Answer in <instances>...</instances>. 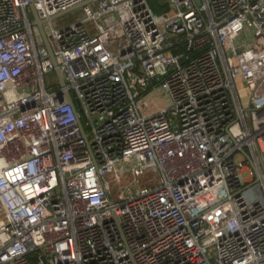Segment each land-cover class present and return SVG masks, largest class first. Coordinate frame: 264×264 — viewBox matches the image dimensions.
I'll use <instances>...</instances> for the list:
<instances>
[{
    "label": "built area",
    "instance_id": "obj_1",
    "mask_svg": "<svg viewBox=\"0 0 264 264\" xmlns=\"http://www.w3.org/2000/svg\"><path fill=\"white\" fill-rule=\"evenodd\" d=\"M81 1L0 0V264H264V0Z\"/></svg>",
    "mask_w": 264,
    "mask_h": 264
},
{
    "label": "water",
    "instance_id": "obj_2",
    "mask_svg": "<svg viewBox=\"0 0 264 264\" xmlns=\"http://www.w3.org/2000/svg\"><path fill=\"white\" fill-rule=\"evenodd\" d=\"M92 1H93V0H83V1L79 2L78 4H76L75 6H73L72 8L63 11V12L57 14V15L54 16V17H59V16H62V15H64V14L68 13V12H71V11H73V10L79 9V8H81L83 5H85V4H87V3H90V2H92ZM30 10H31V14H32V17H33V24H34L35 26H37V28H38V30H39V32H40V34H41V37H42V39H43V41H44V43H45V45H46V47H47V49H48V51H49V54H50L51 58L54 59V58H53L52 51H51V48H50V45H49V42H48V38H47V35H46V32H45V29H44V23H45L46 21H45V20H42V19H39L38 15H37V13H36V10H35V8H34V6H33L32 4H30ZM54 17H53V18H54ZM56 73H57V75H58V77H59V81H60V83H61L62 85H64L63 77H62V75H61V73H60V71H59L58 69H56ZM67 97H68V99H69V101H70V100H71V99H70V96L67 95ZM246 155H247V154H246Z\"/></svg>",
    "mask_w": 264,
    "mask_h": 264
},
{
    "label": "rangeland",
    "instance_id": "obj_3",
    "mask_svg": "<svg viewBox=\"0 0 264 264\" xmlns=\"http://www.w3.org/2000/svg\"><path fill=\"white\" fill-rule=\"evenodd\" d=\"M151 1V3H153L154 5H157L158 4V0H149V2ZM82 15V12L80 11V9H76V10H73L71 12H68L62 16H59L58 18H56L53 22V24L59 26V25H62V24H68L70 22H73L74 20L80 18V16ZM53 76V73L49 74V77L51 78ZM165 103V102H164ZM161 106H158L157 108L155 109H159ZM124 180V179H123ZM119 185H114V189H113V197H117V195L119 194Z\"/></svg>",
    "mask_w": 264,
    "mask_h": 264
},
{
    "label": "trees",
    "instance_id": "obj_4",
    "mask_svg": "<svg viewBox=\"0 0 264 264\" xmlns=\"http://www.w3.org/2000/svg\"><path fill=\"white\" fill-rule=\"evenodd\" d=\"M149 3L155 12H162V10L165 9L164 7L160 6L159 4L154 5L153 3H151V1Z\"/></svg>",
    "mask_w": 264,
    "mask_h": 264
}]
</instances>
